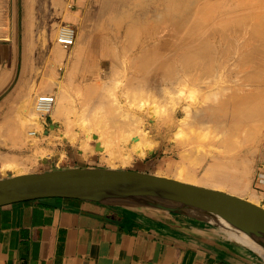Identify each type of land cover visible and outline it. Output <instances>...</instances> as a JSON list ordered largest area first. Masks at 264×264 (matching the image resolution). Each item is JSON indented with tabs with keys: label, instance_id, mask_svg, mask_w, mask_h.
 I'll use <instances>...</instances> for the list:
<instances>
[{
	"label": "bare ground",
	"instance_id": "1",
	"mask_svg": "<svg viewBox=\"0 0 264 264\" xmlns=\"http://www.w3.org/2000/svg\"><path fill=\"white\" fill-rule=\"evenodd\" d=\"M147 1L148 0H97L98 6L94 9L92 23L94 19L98 17L102 19L104 18L107 21L104 20V22L102 20L103 24H101L99 28L90 31L89 40L86 42L89 45V48L88 50L86 48L85 51L86 55L91 51L95 52L94 55L96 59L94 60L98 67V81L100 78L105 79L108 76L111 77L118 68L124 66V64L126 70L129 71L128 79L130 80V86L139 83V79L141 80V83L145 81L160 83V80L162 79L172 83L176 77L174 76L176 67L174 70L173 67L177 63L180 65V68L186 72L189 69H197L200 71L202 80H204L208 86L207 91L205 90L206 93H203L200 97L201 94H199L200 89L198 87L190 91L188 90L189 93L186 98H189L193 103L187 102L183 106L184 117L181 118L178 124L181 129L176 133L177 137H182L184 135L183 137L187 139L181 143L184 145L183 147L188 144H194L193 151L195 150L196 152L191 154L193 152L192 149H184L181 151L180 158L184 161L187 160L192 166H186L185 163L181 161L173 179L224 192L228 191L227 193L236 195L258 205L257 198H255L254 194L247 192L248 180L246 175H248L249 165L246 164L245 161L237 162L235 161V158H220L214 154V150L205 147L202 144V141L208 139L212 128L208 125L205 126L203 123L202 125L201 123L199 124L197 119L205 117L207 123L212 119L220 122V119L222 118L220 113L225 117L228 115L227 113L232 110L238 114V120H234V124L236 128L238 127V129H240V121H249L259 117L262 124H260L259 121H256L257 128L254 127V129L256 128L257 131L256 129L254 132L249 131L250 134L247 135V140L254 139L253 141L256 140L255 142H260L259 148L263 152L264 158V105H262L261 108L255 107L260 104V100H264V82H262L259 75L263 68H260L257 60L259 55L264 54V46L262 43L264 40L261 41L262 38H264V0H241L237 6H230L222 11L216 10L215 12H210L212 11L211 7L197 9L198 5H194L193 0H172L165 2V5L163 6L148 4ZM54 2L56 5L57 3L62 2V0H54ZM190 17H194L192 20L193 22L189 21L191 20L189 19ZM157 18L164 19L163 23L165 24L163 27L150 26L137 38L132 35L134 32L131 34V30L135 24H153L159 20ZM207 19H209V21L205 22ZM107 23H110V25H107ZM111 39H114V41ZM55 40L57 42V36ZM46 45L53 59L59 58L62 55V53L54 48L53 41L46 40ZM231 46L234 47V49L235 46H237L239 51H241L238 56L239 62L237 67L242 66V61L245 62V66L247 63V67H250V65L252 67L248 70V74L245 72L244 76L241 77L250 86V92L241 94L239 91L236 92V90H234L235 92L223 96V98L219 95L221 99H216L217 97L215 98V96H213V99H216L215 101H219L218 104H215V102L211 101V95L214 92H212L213 81L210 80L212 71L214 72L213 68L216 66L214 62L216 59H219V66L224 68V60L230 49L229 47ZM135 47L138 48V51L130 60L124 62L120 60L118 51L124 50V53L126 54L127 51H130ZM62 49L64 48L62 47ZM80 60L81 58L78 61ZM103 63L108 66V68H106L107 70L105 69L102 71L100 69V65H104ZM214 75L216 74L214 73ZM137 76L140 78L138 77L137 79ZM83 78L84 80H89L91 78V73L83 74ZM117 80H119V78H117ZM126 85H128V83ZM220 85L221 90L226 92L222 83ZM36 86H38V88H36ZM184 87L185 85L182 87L180 86L176 92L173 91L177 97H173V95V98H167L169 102H166L167 99L165 100L164 98L165 101L163 100V102L168 103L167 107L166 105L165 107L164 105L162 107V104L161 107H159L160 102L158 103L156 100V102L151 100L152 105H148V99L145 101L146 99L143 100L140 97L135 98L137 100H127V104L123 106L117 98H113L111 99V104L108 106L105 103L102 104L107 106H105V115L97 117L96 112H94L90 118H88L85 113L86 110L88 111L93 105L96 107V105H99L104 101L98 98L96 101H93V104L86 103L84 105L85 108L83 114L79 118L81 121L79 126L83 129L85 137L81 142L83 149L86 150V152H93L95 149L102 151L103 158L111 166H117V164L127 165L131 162L133 156L144 157L150 152V150H152V144L148 141L146 126H142V120L139 117L131 119V112H138L142 117L149 114L150 118H155L157 115L160 116L162 114L161 112L165 113L167 111H173L175 107L177 108L181 105L180 98L185 95ZM54 88L58 89L57 96L52 93H41L35 97L33 112L35 113V101L37 97L44 94H50L55 98V103L50 115L55 118L64 117L65 119H69L72 114H76L77 105L76 100L72 97L69 90L65 88L62 81H59L52 75L47 76L40 82V84L35 85V88H33L32 91L36 94L39 89L52 90ZM76 90V92L80 93L84 91L83 88H77ZM45 91L46 90L43 92ZM85 91L90 93L93 92L90 88H85ZM99 92L100 91H98V93ZM98 95L99 94L96 96ZM163 95L167 94L163 93ZM125 96H127V94ZM246 97L249 98V101L246 100ZM183 99H185V97H183ZM247 101L249 103L254 101L255 104L253 103V105H250ZM20 109L22 112L19 111V114L17 115L20 124L17 131L18 134L22 131L24 132L25 127L34 124V122L37 123L40 130L42 129L44 122L38 118L35 120V118L28 116L29 106L27 104H23ZM175 112L176 111H174V113ZM103 118L104 120H101ZM172 121L173 122L170 124L174 125L175 122L174 120ZM171 125L166 127L168 134ZM96 126L101 130L98 131V137L95 138V141H92L94 138L93 131ZM107 127H114L118 129L119 132H108L106 130ZM230 128H232V126ZM249 128L250 127L247 128V131ZM185 130H187V132ZM244 130L245 129H243V131ZM32 131L36 130H28V136L31 135ZM236 132L237 131H235V134ZM37 134L38 132L36 131V135ZM36 135H31V138H33V136L36 137ZM232 136H234V134ZM120 140L125 142L127 146L129 145L128 149L123 153L120 152V149L117 146L118 144L116 143ZM232 143L235 144V142ZM234 144H231L230 146H233L234 148ZM237 144L238 143H236V145ZM97 145L99 146L97 147ZM228 150L231 151L232 149L229 148ZM206 158L209 161L203 172H201L200 175L196 174L195 166L200 164ZM36 161L37 159L35 158L33 160L29 159V161L25 162L22 158L13 153L3 154L0 152V176L6 177L25 174L28 170L27 162L32 165ZM262 172L264 173V170ZM155 175L160 176L161 174L158 172V174ZM262 207L264 208V205ZM236 235L241 238V241L257 246L245 236L237 233Z\"/></svg>",
	"mask_w": 264,
	"mask_h": 264
},
{
	"label": "rangeland",
	"instance_id": "2",
	"mask_svg": "<svg viewBox=\"0 0 264 264\" xmlns=\"http://www.w3.org/2000/svg\"><path fill=\"white\" fill-rule=\"evenodd\" d=\"M159 1L160 0L158 1L148 0L147 3L153 4L155 6H163L165 5V2L172 0H161L160 2ZM193 2L194 5H198V8L196 6L197 9H204L211 7L212 11L210 12L213 11L215 12L216 10L222 11L230 6L232 7L237 6L241 2V0H196V1L193 0ZM67 4L68 1L57 3L55 5L54 0H34V6L35 5L37 6V10L39 7H41V12L39 10V16L37 18L38 14L36 15L34 11V25L33 24L31 25L32 28L34 26V40L31 41L30 48L28 49V55L26 57L24 56V60H23V62H26L30 65L28 66L27 71H20L15 73L14 76L10 79V82L8 83V87H6V89L0 92V152L3 154L13 153L19 156L20 158H22V160L25 162L29 161V159L33 160L36 158L37 161L32 165L29 162H27L28 165L27 173L44 172L51 169L53 170V169L74 168V167H79V168L102 167V168H113V169H124V170L130 169L136 171H144L152 174H158L159 172L161 174L160 176L173 178L177 172V167L180 165L181 161H183L186 166L187 165L192 166V164L188 163L187 160L185 161L182 160L180 158L181 157L180 154L181 151H183L184 149H189V150L192 149L193 151L194 144H188L185 147H183L184 145H182L181 143L186 141L187 139L183 137L184 135L182 137L180 136L177 137L176 133L181 129V127L178 126V124L181 118L184 117L183 106L187 102L193 103L189 98L188 99L186 98L189 91L194 88L196 89V87H198L200 89L199 90V94H201L200 97L202 96L203 93L205 94L207 91L208 86L206 85L205 81L202 80L200 71H198L197 69H189L186 72L182 70L180 68V65L177 63L173 67V70L176 67L174 72L175 74L174 76H176L175 77L176 79L174 78V81L172 83L162 79L160 80V83L154 81H149V82L145 81L142 82L143 83L142 84L141 80L139 79V83L136 82L137 84L130 86L129 84L130 80L128 79L129 71L126 70L124 64V66L119 67L118 70L111 77L108 76L105 79L100 78L101 81L100 79L98 81L97 79L98 67L94 60L96 59L94 55L95 52L91 51L89 52L88 55H86V51H85L86 46H84L80 42L81 38H83L82 21L91 11V9L98 6V2L97 0H86L85 2L79 5L78 1L76 0V2L71 3L72 8H68V9L73 13L74 12L78 13L80 18L79 20H74L70 23L69 22L66 23H69L72 26H74L76 31V42L75 45L70 49H62V47L59 44H57L55 39L59 27L62 24H65L64 21L60 20V15H61L60 13L62 11H65ZM157 19L159 20L153 24L151 23L135 24L133 26V29L131 30V34L134 32L132 35L137 38L150 26L163 27L165 24L163 23L164 19L163 18H157ZM189 19H191L189 21L193 22L192 20L194 19V17H190ZM102 20L107 21L106 19L104 18L102 19L99 17L94 19L91 30L99 28L101 24H103ZM207 21H209V19L205 20V22ZM107 25H110V23H107ZM139 27L144 30H141ZM38 28L39 30H37ZM48 38L53 40L54 48L58 50L60 53H62V55L59 58L53 59L52 55H50L49 49L46 45V40ZM111 40L114 41V39ZM263 40L264 38H262L261 41ZM262 43L264 46V42ZM229 48L230 49L224 60V64H225L224 68L219 66V59H216L214 62L216 66L213 68L214 72L212 71L213 75L211 74L210 77V80L213 81L212 92H214L213 94L211 93L212 94L211 101L215 102V104H218L219 101H215V100L221 99L220 96H222L223 98V96L235 92L234 90H236V92L239 91L241 94H246L250 92V86L241 77L244 76L245 72L248 74L249 72L248 70L252 67L251 65L250 67H247V63L245 66L244 61H242V66L237 67V64L239 62L238 56L240 55L241 51H239L237 46H235V49L232 46ZM137 51L138 48L135 47L130 51H127L126 54L124 53V50L118 51V55L120 60L124 62L126 60H130L131 57H133V55ZM80 58L81 60L78 61ZM257 60L260 65V68H263L259 75L261 77L262 82H264L263 80L264 54L259 55L257 57ZM106 68H108L107 65L105 64L100 65V69L102 71L105 70ZM86 73L89 74L91 73V78L89 80H84L83 78V74ZM214 73L216 75H214ZM51 75L57 78L59 81H62L63 85H65V88L69 90L72 97L76 100V105H77L76 114H72L69 119H65L64 117L55 118L52 115H49L44 120H41L44 122L41 130L39 129L37 123L34 122V124L25 127L24 132L22 131L20 132V134H18L17 131L18 128L20 127V124L17 115L19 114V111H21L20 108L23 106V104H27L29 106L28 116L35 118V120H37L38 117L33 112V103L35 97L41 93H50V94L52 93L57 96L58 89L56 88L52 90L37 89L38 91L36 94H34V92L32 91V89L35 88V85L40 84V82L44 78ZM139 76H137V79ZM117 78H119V80H117ZM236 78L237 81L239 82L236 81ZM232 79H234L235 81ZM126 82L128 83V85H126L127 84ZM221 83L223 87H225L226 92L221 90V85H220ZM183 85H185L184 87L185 95H183L180 98L181 105H179L177 108L175 107L173 111L170 112L167 111L168 113L161 112L162 114L160 113L161 115L160 116L157 115L155 118L152 117L150 118L149 114L147 116L142 117V115L141 114L139 115L138 112L136 113L131 112L130 114L131 119H135L136 117H139L142 120V126L143 127L146 126L147 128L146 132L148 133L147 138L148 141L152 144V148H151L152 150H150V152L144 157L133 156L131 162L128 163L127 165L117 164V166H111L103 158L102 151L95 149L93 152H86V150L83 149L81 142L84 140L85 137H84L83 129H81L79 126V124L81 123L79 118L83 114V110L85 108L84 105L86 103L93 104V101L94 100L96 101L98 98L104 101L103 103L96 105V107L93 105L91 109H88V111L86 110L85 113L88 118H90V116L94 112H96L97 117L105 115L104 114L105 108L109 104H111L112 102L111 99L113 98H117L121 103V105L123 106L127 104L126 102L127 100L129 99L132 100L137 97L138 98L140 97L143 100L146 99L145 101H147L148 99V103H147L148 105L149 104L152 105L151 100L153 101L156 100L158 103L160 102L159 107H161V104L162 107L163 105L164 107L165 105L167 107L168 103L166 102L167 101L169 102L168 99L177 97L173 93V91L176 92L177 89L180 86L182 87ZM36 88H38V86H36ZM77 88H83L84 91H82L81 93L76 92ZM85 88L86 89L90 88L93 90V92L91 93L86 92ZM44 90L46 91L43 92ZM98 91L100 92L98 93ZM163 93L167 95H163ZM97 94L99 95L96 96ZM124 94L125 95L127 94V96H125ZM213 96L217 98L213 99L214 98ZM183 97H185V99H183ZM164 98L165 100L168 98L166 102H163ZM248 99L249 98L246 97V100ZM104 103L107 104V106L102 105ZM253 103L254 101L251 103L248 102V104L250 105L251 104L253 105ZM259 103L260 104L257 105L258 107L255 106L256 108H261V106L264 105V100L263 99L260 100ZM174 111L176 112L174 113ZM227 114L228 115L223 117V114L220 113V115L222 116V118L218 117L221 118L220 122L212 119L211 121H208L209 123H207L205 117L204 118L200 117L197 119V122H199V124L201 123L202 125L203 123L205 124V126L208 125L211 126L212 128L211 134L209 133L210 135L208 136V139L202 141V144L205 147H209L212 150H214V154L220 158L230 157V158H235V161L237 162L245 161V163L249 165L248 175H246V178L248 180L247 192L253 193L254 191L251 188V182L252 179L255 178L254 175L256 173V170L257 171L264 170V158H263V152L259 148L260 142L259 141L255 142L256 140L253 141L254 139L247 140L248 139L247 135L250 134L249 131L254 132L255 129L257 128L256 121H259L260 124L262 123L261 120H259L260 119L259 117H257L256 119H251L249 121H240L241 122L239 124L240 129H238V127L236 128L234 124L235 122L234 120H238L237 117L238 114L232 110L229 111ZM101 120H104V118ZM172 120H174L175 122L174 125L170 124L173 122ZM168 125H171L169 134L166 131V127ZM231 126L232 128H230ZM248 127L250 128L247 131ZM254 127L256 128L254 129ZM243 129L245 130L243 131ZM28 130H36L38 134L36 135V137L33 136V138H31V135L28 136L27 133ZM100 130L101 129L98 126L95 127V130L93 131L94 138L92 139V141H95V138L98 137V131ZM106 130L108 132H112V131L119 132V130L114 127L113 128L107 127ZM185 131L187 132V130ZM235 131H237L236 134ZM233 134L234 136H232ZM232 142H235V144ZM116 143L118 144L117 146L120 149V152L122 153L125 152L129 147V145L127 146V144L125 142H122L121 140ZM236 143L238 144L236 145ZM231 144H234L236 147L235 146L234 148L233 146L231 147L230 146ZM98 146L99 145H97V147ZM229 148L232 150L229 151L228 150ZM195 152L196 151L194 150L191 154ZM207 158L204 159L200 164L195 166L196 174L200 175L201 172H203L204 168L206 167L209 161ZM0 178H4V177L0 176ZM257 201H258V205H260L261 207L264 205L263 199L262 200L257 199Z\"/></svg>",
	"mask_w": 264,
	"mask_h": 264
},
{
	"label": "crops",
	"instance_id": "3",
	"mask_svg": "<svg viewBox=\"0 0 264 264\" xmlns=\"http://www.w3.org/2000/svg\"><path fill=\"white\" fill-rule=\"evenodd\" d=\"M66 1L60 20L71 25L80 17L68 9L76 0ZM39 8L34 0H0V92L15 73L28 70L23 60L34 40L31 25ZM95 8L82 21L80 42L87 50ZM251 188L255 198L264 200L254 178ZM239 238L222 224L158 209L71 198L0 207V264H264V250Z\"/></svg>",
	"mask_w": 264,
	"mask_h": 264
},
{
	"label": "water",
	"instance_id": "4",
	"mask_svg": "<svg viewBox=\"0 0 264 264\" xmlns=\"http://www.w3.org/2000/svg\"><path fill=\"white\" fill-rule=\"evenodd\" d=\"M43 198L149 208L222 224L264 250V208L230 193L136 170L62 168L0 178V207Z\"/></svg>",
	"mask_w": 264,
	"mask_h": 264
},
{
	"label": "built area",
	"instance_id": "5",
	"mask_svg": "<svg viewBox=\"0 0 264 264\" xmlns=\"http://www.w3.org/2000/svg\"><path fill=\"white\" fill-rule=\"evenodd\" d=\"M75 42V29L70 25H62L58 30L57 43L64 49H68L74 45ZM55 103L53 95L44 94L37 97L35 101V114L38 119L44 120L50 115V112ZM31 135H36V131H32ZM254 187L260 192H264V173L258 170L254 178Z\"/></svg>",
	"mask_w": 264,
	"mask_h": 264
}]
</instances>
